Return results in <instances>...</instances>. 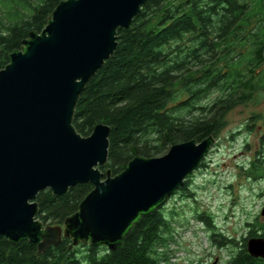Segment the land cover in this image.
<instances>
[{
  "label": "trees",
  "instance_id": "obj_1",
  "mask_svg": "<svg viewBox=\"0 0 264 264\" xmlns=\"http://www.w3.org/2000/svg\"><path fill=\"white\" fill-rule=\"evenodd\" d=\"M61 1L22 0L31 14L15 12L18 20L9 23L0 17V70L28 33L44 29ZM261 94L264 0H148L132 25L118 30L114 54L86 85L72 121L82 137H89L97 124L111 128L108 162L100 171L116 176L135 156L161 157L174 144L215 139L231 111ZM261 157L259 152L248 167L242 166L248 178L264 179ZM92 190L86 183L62 197L40 192L37 220L63 226ZM163 208L144 216L114 251L90 243L71 247L72 239L63 238L39 254L28 241L15 245L0 238V264H163L162 251L172 236ZM197 218L218 235L212 216ZM247 226L248 236L231 252L229 264H264L248 251L251 239H264V225ZM225 240L217 244L235 247L233 240Z\"/></svg>",
  "mask_w": 264,
  "mask_h": 264
},
{
  "label": "water",
  "instance_id": "obj_2",
  "mask_svg": "<svg viewBox=\"0 0 264 264\" xmlns=\"http://www.w3.org/2000/svg\"><path fill=\"white\" fill-rule=\"evenodd\" d=\"M148 0H63L47 25L32 31L0 70V238L28 241L39 254L63 238L72 246L116 250L144 216L162 208L211 153L215 139L174 144L161 157L135 156L116 176L108 162L111 128L89 137L73 125L86 85L117 48ZM93 190L64 226L37 220L40 192L67 195L78 184ZM264 216V210L262 212ZM248 251L264 259V239Z\"/></svg>",
  "mask_w": 264,
  "mask_h": 264
},
{
  "label": "rangeland",
  "instance_id": "obj_3",
  "mask_svg": "<svg viewBox=\"0 0 264 264\" xmlns=\"http://www.w3.org/2000/svg\"><path fill=\"white\" fill-rule=\"evenodd\" d=\"M21 1L0 0L4 22L18 20L12 16L15 12L19 17L33 12L22 7ZM214 141L206 165L203 163L164 205L172 236L162 251L163 264H229L230 254L248 236L247 223L256 224V229L264 225V179H250L242 168L259 152L264 160V94L231 111L227 127ZM204 213L214 218L221 236L214 237L213 230L197 218ZM223 237L233 240L234 249L217 244L226 242Z\"/></svg>",
  "mask_w": 264,
  "mask_h": 264
}]
</instances>
